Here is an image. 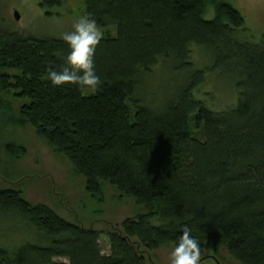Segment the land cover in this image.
I'll return each mask as SVG.
<instances>
[{
  "label": "trees",
  "instance_id": "obj_1",
  "mask_svg": "<svg viewBox=\"0 0 264 264\" xmlns=\"http://www.w3.org/2000/svg\"><path fill=\"white\" fill-rule=\"evenodd\" d=\"M85 10L103 32L116 27L96 48L102 83L95 91L47 78L70 52L62 38L0 25V125L32 126L66 155L98 202L109 183L146 212L110 231L105 253L97 229L0 187V215L32 232L0 246V264H145L146 252L177 246L185 225L202 249L224 247L243 264H264V34L241 39L245 17L224 0H85ZM194 45L213 50V66L195 68ZM160 61L175 63L184 80L160 105H149L140 95L142 76ZM215 67L238 77L237 103L218 111L196 94ZM3 93L23 100L17 112L3 104ZM5 146L16 157L25 153Z\"/></svg>",
  "mask_w": 264,
  "mask_h": 264
},
{
  "label": "rangeland",
  "instance_id": "obj_2",
  "mask_svg": "<svg viewBox=\"0 0 264 264\" xmlns=\"http://www.w3.org/2000/svg\"><path fill=\"white\" fill-rule=\"evenodd\" d=\"M224 1L236 7L245 17L246 31L240 32L239 37L259 40L264 34V0ZM16 11L19 12V20L15 19ZM85 11V0H61V5L52 9L41 6L39 0H0V25L28 37L62 38L64 33L73 30L72 25L78 17L86 15ZM211 17L213 10L206 13V18ZM107 34L115 35L116 27L106 28L104 35ZM192 60L195 68L211 67L215 63L214 52L210 47L194 45ZM226 68L215 67L196 91L215 111L232 107L238 100V77L230 67ZM183 80L184 76L176 71L175 63L160 61L152 73L142 76L140 95L149 105H160ZM1 97L5 101L3 104L8 106V102L12 103L15 112L23 102L10 94L3 93ZM1 126L0 187L18 189L31 203L46 204L68 221L97 229L105 253L109 252V232L119 228L127 217L146 212L145 206L120 193L109 183L103 186L104 200L98 202L87 192L85 178L77 173L66 155L52 148L32 126ZM6 143L24 147L25 153L17 157L14 152L10 154ZM30 229L29 225L14 216L0 215V246L22 242L30 237ZM175 247L171 243L146 252L145 264H170V255ZM213 256L221 264H243L224 247L214 250L208 246L203 249L201 264H217Z\"/></svg>",
  "mask_w": 264,
  "mask_h": 264
},
{
  "label": "clouds",
  "instance_id": "obj_3",
  "mask_svg": "<svg viewBox=\"0 0 264 264\" xmlns=\"http://www.w3.org/2000/svg\"><path fill=\"white\" fill-rule=\"evenodd\" d=\"M72 28L71 32L62 36L70 48L65 64L60 71L50 67L47 78L54 86L74 84L82 90L95 91L102 83L95 71L94 56L103 39V29L91 18V14L78 17ZM191 233L192 229L185 225L178 245L171 252L170 264H201L203 249Z\"/></svg>",
  "mask_w": 264,
  "mask_h": 264
},
{
  "label": "water",
  "instance_id": "obj_4",
  "mask_svg": "<svg viewBox=\"0 0 264 264\" xmlns=\"http://www.w3.org/2000/svg\"><path fill=\"white\" fill-rule=\"evenodd\" d=\"M19 18H20L19 12L16 11L15 12V19L16 20H19ZM213 258L215 259V261H216L217 264H221V262L216 257L213 256Z\"/></svg>",
  "mask_w": 264,
  "mask_h": 264
}]
</instances>
